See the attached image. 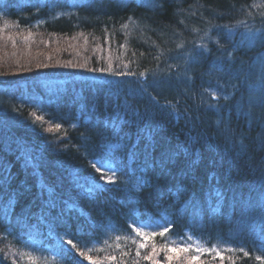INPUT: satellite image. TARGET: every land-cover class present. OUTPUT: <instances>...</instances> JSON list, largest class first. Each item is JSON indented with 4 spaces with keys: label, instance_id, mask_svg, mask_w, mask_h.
<instances>
[{
    "label": "trees",
    "instance_id": "trees-1",
    "mask_svg": "<svg viewBox=\"0 0 264 264\" xmlns=\"http://www.w3.org/2000/svg\"><path fill=\"white\" fill-rule=\"evenodd\" d=\"M262 37L264 0H0V264H154L133 221L264 264Z\"/></svg>",
    "mask_w": 264,
    "mask_h": 264
},
{
    "label": "snow or ice",
    "instance_id": "snow-or-ice-1",
    "mask_svg": "<svg viewBox=\"0 0 264 264\" xmlns=\"http://www.w3.org/2000/svg\"><path fill=\"white\" fill-rule=\"evenodd\" d=\"M262 38H264V37H262ZM217 43H218V41H217ZM199 47H204V46H203V45H199ZM229 56H231V53H229ZM93 71H95V69H93ZM100 71L103 72V71H105V69H100ZM109 71H110V70H109ZM141 75H143V73H141ZM211 98H212L213 100H217V99H219V97H218V95H217V92L212 91V92H211ZM224 99L227 100L228 97L225 96ZM37 119H41V118H40V117H37ZM33 123L35 124V123H36V120H33ZM55 127H56V128H60L61 125L57 124V125H55ZM97 165H99V167H98ZM92 167L95 168V170H96L97 172H100L101 169L104 167V162H103V160L101 159V160H97V161L93 162V163H92ZM101 178H102V179H105L103 173L101 174ZM93 179H95V178H93ZM111 183H114V181L112 180L111 177H108V178L105 179V184H111ZM135 223H136V222L133 221V231H134V233H135V234L141 239V241H142V243L138 244V247H137V253H136L137 256L140 255L139 249H140V248H145V247H147L148 244L151 242V243H152V247H153V252H152L151 254H149V255H146V256L144 257V259H145V260H153V261H154V264H160V261L155 259V255L158 254L157 251H156V246H155V238H156L157 236L165 237L166 234L169 233L170 228H169L168 226H164V227H162V230H161L160 232H158V233H157V232H152V233L149 235L148 233H144V232H142L140 227H135V226H134ZM61 245L65 246V247H67V246H71L70 248H67L68 251H72L73 249H76V248H77L76 244L73 243V240H72V239H68V240L65 241V240H63V238H61ZM162 250L165 251V252L176 253V254H177V258H179V253H181V252H183V253H187V252H189L191 249H189L187 246H180V247H175V246H173V247H167V246H165ZM195 251H196L197 253H200V252H201L200 249H195ZM83 255H84V253L81 252V253H80V256H83ZM217 255H220V254L217 253ZM245 255H247V253H245ZM88 259L91 260L92 257L89 256ZM110 259H115V257H110ZM172 259H173L172 256H170V255H166V257H165L166 264H171ZM198 259H199V255H194V256L191 257V260H193V261H196V260H198ZM221 259H223V256H221ZM256 259L259 260L260 257H257Z\"/></svg>",
    "mask_w": 264,
    "mask_h": 264
},
{
    "label": "rangeland",
    "instance_id": "rangeland-1",
    "mask_svg": "<svg viewBox=\"0 0 264 264\" xmlns=\"http://www.w3.org/2000/svg\"><path fill=\"white\" fill-rule=\"evenodd\" d=\"M190 243H192V241H191ZM197 246H198V247H202V244L198 242V243H197Z\"/></svg>",
    "mask_w": 264,
    "mask_h": 264
}]
</instances>
